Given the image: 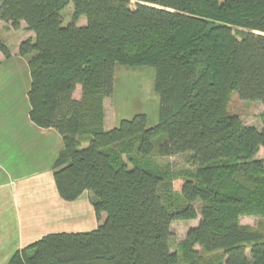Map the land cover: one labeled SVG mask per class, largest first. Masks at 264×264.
<instances>
[{"label": "trees", "instance_id": "1", "mask_svg": "<svg viewBox=\"0 0 264 264\" xmlns=\"http://www.w3.org/2000/svg\"><path fill=\"white\" fill-rule=\"evenodd\" d=\"M0 21L34 34L18 44L29 117L61 135L59 196L88 191L98 221L44 234L6 264H264L263 233L239 222L264 215V126L228 111L234 91L264 103V0H0ZM116 64L154 70L153 125L137 112L104 128ZM185 153L177 171L152 158ZM196 203L197 224L171 251V223L196 219Z\"/></svg>", "mask_w": 264, "mask_h": 264}, {"label": "crops", "instance_id": "2", "mask_svg": "<svg viewBox=\"0 0 264 264\" xmlns=\"http://www.w3.org/2000/svg\"><path fill=\"white\" fill-rule=\"evenodd\" d=\"M77 22L84 24L85 17L81 16ZM0 23L9 28L0 33V38L10 51L8 57L0 52V264H6L17 249L44 234L90 231L98 221L88 191H82L73 200L59 196L51 163L63 146L61 135L53 127L37 126L29 117L30 71L27 58L18 54L22 36L9 41L5 35L19 28L25 29L24 37L32 38L34 34L23 22L16 30ZM117 66L113 93L103 100L105 129L132 117V111L127 113L130 109L126 99H113L120 90ZM79 97L80 91L76 98ZM158 106L159 97L155 93L152 107L142 111L147 125L156 123Z\"/></svg>", "mask_w": 264, "mask_h": 264}, {"label": "rangeland", "instance_id": "3", "mask_svg": "<svg viewBox=\"0 0 264 264\" xmlns=\"http://www.w3.org/2000/svg\"><path fill=\"white\" fill-rule=\"evenodd\" d=\"M73 5L69 3L62 11L64 18V23L70 22L72 20ZM22 24V23H21ZM78 24V22H77ZM81 25V24H78ZM7 25H1L0 23V33L8 30ZM26 38L25 29L19 28L17 31H10L5 37L11 41L15 39L17 35ZM21 40V41H22ZM116 81L120 86V90L115 93L113 99H126L128 102L127 107L128 114L132 111L131 116L135 111L142 112L148 107H152L155 100V92L153 90V80H154V70L148 66H138L129 67L118 65L116 69ZM80 89H76L73 95L78 96ZM104 106V105H103ZM105 110V109H104ZM228 111L230 113H236L239 115L241 121L246 125H253L258 129L264 126L263 116H264V103L260 101H248L242 100L238 97L236 91L231 93ZM188 154L173 155L170 157H152L155 162L159 165H167L173 171L189 167ZM258 157L264 158V148H260L257 154ZM179 179L173 181V188L176 190L178 188ZM198 216L196 219L192 220H174L171 223V237H170V250H176V247L180 241H182L187 230L196 225L199 219V205L195 204ZM239 222L242 225H247L253 229L260 230L264 235V215H242L239 217ZM195 249L200 250V248L195 246ZM212 253H203V257H210ZM203 258V260H204Z\"/></svg>", "mask_w": 264, "mask_h": 264}]
</instances>
